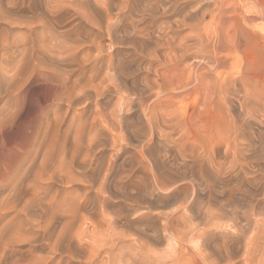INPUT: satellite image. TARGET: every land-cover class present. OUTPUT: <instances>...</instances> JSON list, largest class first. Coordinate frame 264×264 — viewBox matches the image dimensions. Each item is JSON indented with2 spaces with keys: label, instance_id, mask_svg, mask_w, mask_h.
I'll return each mask as SVG.
<instances>
[{
  "label": "rangeland",
  "instance_id": "rangeland-1",
  "mask_svg": "<svg viewBox=\"0 0 264 264\" xmlns=\"http://www.w3.org/2000/svg\"><path fill=\"white\" fill-rule=\"evenodd\" d=\"M175 1L0 0V264H263L264 163L235 161L229 135L264 134V50L249 77L240 51L223 100L202 88L183 114L157 106L152 138L148 96L161 84L182 91L186 68L201 64L190 54L168 69L174 53L162 49L147 59L182 25ZM234 4L263 29L264 0ZM195 16L201 26L182 25L181 38L205 37L211 16Z\"/></svg>",
  "mask_w": 264,
  "mask_h": 264
},
{
  "label": "bare ground",
  "instance_id": "bare-ground-1",
  "mask_svg": "<svg viewBox=\"0 0 264 264\" xmlns=\"http://www.w3.org/2000/svg\"><path fill=\"white\" fill-rule=\"evenodd\" d=\"M159 1V0H158ZM161 1V0H160ZM233 0H176L172 7L169 8L168 12H173L174 14L176 13V15H184V19L183 21H181L180 23L183 26H187L191 28V29H199V26H201V23L197 24L196 18L195 17H199V16H195L200 14L201 16H205L207 14H209L211 16V21L207 24H204L202 26V28H204V36L198 35L197 38H194V43H189L190 38L188 37H184L181 38L178 34V30L180 27H182V25H177V28H174L173 26L169 25V32L168 35L165 37H160L155 41V43H153V52H149V54H147V59L149 61H151L152 59H158V55H157V51L158 49H162V50H170L172 53H174L173 58H170L171 60V65H166V68L168 69H177V67H180L181 62L185 61V59H187L188 55H192V57H197V59L199 58V60L201 61V64L198 66H189L186 68L187 71H184L186 73H188L187 75V79H185V82H187L186 87H184V85H182L185 89H183L182 91H178V90H174L171 89L170 87H172V85L168 86V84H161L160 86V91L158 93H155L154 91L148 96V99L150 101V104L148 105V110L150 111L149 116L146 118L148 120V129L150 132V136L153 138L155 130L159 129V123L156 124V122H158L157 120H159L158 116V112L156 113V108L162 107V104L165 103L169 106L172 105L177 107V112L180 111L181 114H183L182 110L180 109L179 105L181 103H183V101L187 100L188 98L192 97V96H197L200 92V90L203 88L204 90H206V94H209V96L215 100H223L224 97L226 96V93L228 92V88L234 84L236 81H234L232 78L229 77V74L227 72V69L229 68V65L236 63L238 61V58L240 57V51H242V53L244 54V57H246L248 64H247V70L245 71V75L246 77L253 75L252 72H254V70L256 69V67L258 66L259 63V55L261 53V49L264 50V27L263 29H261V31H259L258 29L259 27V23L255 18H251V17H247L244 21L242 19V21L240 20L241 17L243 18V15L241 17H239L238 19V10L234 4V6L232 5L234 2L231 4L230 2ZM214 2V6L212 7V4ZM255 2V1H254ZM183 3V4H182ZM237 5V4H236ZM209 6H211L212 8L209 9ZM260 6V5H259ZM264 8V6H263ZM147 10V8H146ZM155 10V8H154ZM144 11V10H143ZM149 11V10H148ZM153 12V11H152ZM169 12V13H170ZM250 12V11H249ZM167 13V12H166ZM168 13V16H169ZM171 13V14H173ZM178 13V14H177ZM150 14V13H149ZM242 14V13H241ZM178 15V16H179ZM144 16V15H143ZM173 16V15H172ZM175 16V15H174ZM192 16L194 18H192ZM259 16V15H258ZM256 17V16H255ZM257 18V17H256ZM185 19H190L189 22H191V24L187 23V20L185 21ZM152 21V20H151ZM149 22L150 24L152 23V25L154 24L153 22L156 21H152ZM261 21V20H260ZM264 22V21H263ZM147 24V23H146ZM171 24V23H170ZM178 24V23H177ZM151 26V25H150ZM149 27V26H148ZM160 27V26H159ZM158 27V28H159ZM163 27V26H162ZM230 27V28H228ZM261 27V28H262ZM151 28V27H150ZM115 30V28H113ZM134 29H137L134 28ZM141 29V27H140ZM139 29V31H140ZM160 29V28H159ZM158 29V30H159ZM229 29V30H227ZM110 30V29H109ZM153 30V29H152ZM166 30V29H164ZM233 31L232 33L234 34V42H230L229 40V34L231 31ZM119 31V30H118ZM117 31V32H118ZM161 31V30H160ZM113 32L112 30L110 31V33ZM138 32V31H136ZM150 32V31H149ZM135 33V31H134ZM152 33V32H151ZM159 33V32H158ZM115 34V33H112ZM142 37H144V39L146 38V42L145 43V49L147 47L148 42H151V38H149L150 36L148 34H146V30L142 29L141 33ZM136 35V34H135ZM148 36V37H147ZM164 36V35H163ZM136 37H140V36H136ZM254 37V38H253ZM259 37V38H258ZM141 39V38H140ZM258 39V40H256ZM138 40V39H137ZM153 41V40H152ZM132 43V42H131ZM143 43V45H144ZM152 43V42H151ZM151 46V45H150ZM75 49V48H74ZM58 50V49H57ZM151 51V50H150ZM148 52V51H147ZM160 52V51H159ZM64 54V53H63ZM56 57V56H55ZM64 59V58H63ZM189 60V59H188ZM177 61V62H176ZM55 63V62H54ZM61 64V63H60ZM193 65V64H192ZM127 67V66H126ZM254 69V70H253ZM257 69L259 70V68L257 67ZM127 72V71H126ZM124 73V72H123ZM248 73V74H247ZM255 73V72H254ZM257 73V70H256ZM256 75V74H255ZM120 79V78H119ZM187 80V81H186ZM165 81V80H164ZM166 83V82H165ZM148 85V84H147ZM76 86V85H75ZM169 87V88H168ZM153 88V87H152ZM96 89V88H95ZM149 89V88H148ZM147 89V90H148ZM179 89V88H177ZM181 89V87H180ZM98 91V90H97ZM74 93V92H73ZM76 93V92H75ZM79 93V92H78ZM148 93H150L148 91ZM225 94V95H224ZM81 95V93H80ZM100 94H98L99 96ZM248 95V94H246ZM70 97V96H69ZM78 97V96H77ZM208 97V96H207ZM209 99V98H208ZM211 100V99H210ZM206 101H208L206 99ZM214 101V100H213ZM208 103V102H207ZM210 103H212L210 101ZM216 103V102H215ZM214 106V105H213ZM212 106V107H213ZM217 106V105H216ZM221 106V104H220ZM188 107V106H185ZM170 108V107H169ZM221 108V107H220ZM224 108V107H223ZM147 109V108H146ZM174 109V108H173ZM217 109V108H216ZM228 109V108H227ZM245 109V108H244ZM175 110V109H174ZM214 110V109H213ZM230 110V109H229ZM232 110V109H231ZM173 111V110H172ZM244 111V110H243ZM148 112V111H147ZM162 112V111H161ZM146 114V111L144 112ZM180 113H178L180 115ZM249 115V114H247ZM253 115V114H252ZM182 115H180L181 117ZM186 116V115H185ZM248 116H246L247 118ZM171 118V117H170ZM173 118V117H172ZM250 118V117H249ZM252 118V116H251ZM250 118V119H251ZM248 119V118H247ZM185 120V119H184ZM183 120V121H184ZM231 120V119H230ZM178 122L176 123L177 127H181V129L183 130L184 127V122L181 120H177ZM189 121V120H188ZM232 122V121H231ZM246 122V120H245ZM244 122V123H245ZM253 122V121H252ZM187 123V122H186ZM189 123V122H188ZM187 123V124H188ZM243 123V124H244ZM190 124V123H189ZM234 124V123H233ZM231 124V126L233 125ZM236 124V123H235ZM241 124V123H240ZM242 124V125H243ZM171 125V124H170ZM175 125V126H176ZM215 125V124H214ZM237 125H239L237 123ZM186 126V124H185ZM190 126V125H189ZM230 126V125H229ZM240 127H242L241 125H239ZM238 126V127H239ZM237 127V128H238ZM239 127V128H240ZM187 128V126H186ZM236 128V127H234ZM236 128V129H237ZM234 130L233 134L229 135L232 139L231 141L234 143V151H236L238 153V157L236 156L235 161L237 162H241V164L243 163H264V134L261 135H256L255 133L251 132V131H246L243 128ZM162 129V128H161ZM177 129V128H176ZM233 129V128H232ZM177 131V130H175ZM263 133V132H262ZM228 136V137H229ZM229 137V138H230ZM210 140H206L207 142H209L211 144L212 136L209 135ZM241 140V145H238L237 142ZM229 142V141H228ZM181 142L179 141V144ZM239 143V142H238ZM177 145V144H176ZM203 145V144H202ZM222 145V144H221ZM213 145H209L208 143H206L204 141V152L206 154H208V156L203 157V156H199V158L201 159V161H208L209 158V151L211 150ZM231 146V145H230ZM232 147H229V151H231L233 149ZM219 150V149H218ZM229 154H231L230 152H228ZM192 154L194 155V158L196 157L195 154V150H192ZM237 155V154H236ZM233 159V158H232ZM232 164V163H231ZM239 164V163H238ZM188 166V165H187ZM195 167V166H194ZM184 168V167H183ZM188 168V167H187ZM263 168V167H262ZM191 169V168H189ZM257 169V168H256ZM185 171V170H184ZM258 171V170H257ZM188 172V171H187ZM174 174V173H173ZM191 174V173H190ZM259 174V173H258ZM187 176V175H186ZM180 177V176H179ZM191 177V176H190ZM174 180V179H173ZM177 180V179H176ZM185 181V180H183ZM175 185V184H172ZM170 187V186H168ZM172 187V186H171ZM210 187V186H209ZM249 205V204H248ZM201 210V209H200ZM175 211V210H174ZM210 211V209H209ZM179 212V211H178ZM216 212V211H215ZM172 213V212H170ZM203 213V212H202ZM169 214V213H168ZM167 214V215H168ZM177 214V213H175ZM174 214V215H175ZM205 214V213H204ZM218 214V213H217ZM165 215V214H164ZM166 215V217H167ZM182 216V214H181ZM165 217V216H164ZM175 217V216H174ZM180 217V215L178 216ZM192 217V216H191ZM141 218V217H140ZM181 218V217H180ZM184 219V218H183ZM182 219V220H183ZM194 219V218H193ZM209 219V218H208ZM211 219V218H210ZM171 220V218H170ZM174 220V218H173ZM181 220V219H180ZM202 220V219H201ZM115 221V220H114ZM166 221V220H165ZM210 221V220H209ZM208 221V222H209ZM217 221V220H216ZM221 221V218H220ZM117 222V221H116ZM172 222V221H171ZM176 222V221H175ZM185 222V221H184ZM201 222V221H200ZM168 223V220H167ZM187 223V222H186ZM207 223V221H206ZM214 223V222H213ZM219 223V222H218ZM225 223V222H224ZM230 223V222H228ZM112 225V224H111ZM114 225V224H113ZM165 226V224H163ZM169 225V224H168ZM179 226V224H177ZM177 225H175V227H177ZM200 225V224H199ZM198 225V226H199ZM205 225V223L203 224ZM209 225V224H207ZM206 225V226H207ZM211 225V224H210ZM224 225V224H222ZM226 225V223H225ZM173 225H171L172 227ZM201 226V225H200ZM213 226V225H212ZM167 227V226H166ZM184 227V226H183ZM189 227V226H187ZM216 227V225L214 226ZM222 227V226H221ZM224 227V226H223ZM234 227V226H233ZM185 228V227H184ZM206 228V227H205ZM239 228V227H238ZM163 229H165V227H163ZM173 229V227H172ZM171 229V230H172ZM191 229V227H190ZM189 229V230H190ZM196 229V228H195ZM194 229V230H195ZM202 229V228H201ZM211 229V228H210ZM209 229V230H210ZM222 229L223 228H220ZM226 229V227L224 228V230ZM229 229V228H228ZM234 229V228H233ZM175 230V229H173ZM185 230H187V228H185ZM197 230V229H196ZM221 230V231H222ZM223 230V231H224ZM165 231V230H164ZM188 231V230H187ZM192 231V230H191ZM215 231V229H214ZM226 231V230H225ZM224 231V232H225ZM171 232V231H170ZM173 232H177V231H173ZM172 232V233H173ZM205 232V230H204ZM240 232V231H239ZM238 232V234H239ZM242 232V231H241ZM165 233H167V231H165ZM179 233V231H178ZM177 233V234H178ZM184 233V232H183ZM183 233H181V235H183ZM186 233V232H185ZM212 233V231H211ZM214 233V232H213ZM219 233V231L217 232ZM227 233V232H226ZM230 233V232H229ZM236 233V232H234ZM245 233V232H244ZM189 234V233H188ZM188 234H185V236ZM202 234V233H201ZM204 234V233H203ZM224 234V233H223ZM232 234V233H231ZM176 235V234H175ZM234 235V234H233ZM119 236V235H117ZM151 236V235H150ZM179 236V235H177ZM192 236V235H191ZM208 236V235H207ZM239 236V235H238ZM111 237H113L111 235ZM127 237V236H126ZM180 237V236H179ZM177 237V239L179 238ZM201 237V236H199ZM241 237V235H240ZM123 238V237H122ZM166 238V237H165ZM181 238V237H180ZM179 238V239H180ZM183 238V237H182ZM181 238V239H182ZM190 238V237H187ZM233 238V237H232ZM184 239V238H183ZM192 239V238H191ZM185 240V239H184ZM187 240V239H186ZM185 240V241H186ZM250 240V239H249ZM119 241V240H118ZM181 241V240H180ZM179 241V242H180ZM187 241H192V240H187ZM201 241V240H200ZM168 242V241H167ZM174 242V240H173ZM183 242V240H182ZM169 243V242H168ZM167 243V244H168ZM187 243V242H186ZM201 243V242H200ZM183 244V243H182ZM229 244V243H228ZM263 244V243H262ZM165 245V244H164ZM181 245V244H180ZM191 245V244H190ZM202 245V244H201ZM206 245V244H205ZM209 245V244H208ZM211 245V244H210ZM106 246V245H103ZM109 246V245H108ZM188 246V245H187ZM192 246H193V242H192ZM250 246V245H248ZM102 247V246H101ZM172 247V246H171ZM182 247V246H181ZM207 247V246H206ZM220 247V246H219ZM81 248V247H80ZM106 248V247H105ZM167 248V247H166ZM165 248V249H166ZM183 248V247H182ZM205 248V247H204ZM112 249V247H110V250ZM146 249V248H145ZM144 249V250H145ZM149 249V248H148ZM170 249V248H169ZM180 249V248H179ZM203 249V248H202ZM102 250H105L102 248ZM167 250V249H166ZM183 250V249H182ZM189 250V248H188ZM209 250V249H208ZM245 250V249H244ZM249 250V249H248ZM107 251V250H106ZM171 251V250H170ZM174 251V250H173ZM186 251V248H185ZM199 251V250H197ZM202 251V250H201ZM207 251V250H205ZM228 251V250H227ZM230 251V250H229ZM228 251V252H229ZM264 251V248H263ZM102 252V251H101ZM111 252V251H109ZM108 252V253H109ZM165 252V251H164ZM169 252V251H168ZM188 252V251H187ZM192 252V251H191ZM204 252V251H203ZM247 252V249H246ZM245 252V253H246ZM97 253V252H96ZM107 253V254H108ZM138 253V252H137ZM150 253V252H149ZM198 253V252H197ZM227 253V252H226ZM230 253V252H229ZM172 254V253H171ZM182 254V251H181ZM187 254V253H186ZM195 254V253H193ZM199 255L202 256V258L205 256H203V253H198ZM207 254V253H206ZM209 254H211L209 252ZM209 254H207L206 256H209ZM232 254V253H231ZM235 254V252H234ZM244 254V253H243ZM100 255V254H99ZM109 255V254H108ZM151 255V254H150ZM158 255V254H157ZM175 255V254H174ZM223 255V254H222ZM228 255V254H227ZM230 255V254H229ZM259 255V254H258ZM264 255V254H262ZM261 255V256H262ZM96 256V255H95ZM147 256V255H146ZM168 256V255H167ZM172 256V255H171ZM170 256V257H171ZM178 256V255H176ZM192 256V255H190ZM205 256V257H206ZM242 256V255H241ZM98 257V256H96ZM103 257V256H102ZM109 257V256H108ZM152 257V256H151ZM155 257V256H154ZM162 257V256H161ZM188 257V256H187ZM186 257V259H187ZM204 257V258H205ZM230 257V256H229ZM245 257V256H244ZM257 257V256H256ZM160 258V257H159ZM165 258V257H164ZM174 258V256H173ZM176 258V257H175ZM174 258V259H175ZM182 258V257H181ZM190 258V257H189ZM210 258V257H209ZM215 258V257H214ZM231 258L232 255H231ZM243 258V257H241ZM161 259V258H160ZM163 259V258H162ZM185 259V260H186ZM228 259V258H227ZM226 259V260H227ZM94 260V259H93ZM148 260V259H147ZM167 260V259H166ZM177 260V258H176ZM206 260V258H205ZM204 260V261H205ZM232 260V259H229ZM247 260V259H246ZM88 261V260H87ZM96 261V260H95ZM94 261V262H95ZM99 261V259H98ZM128 261V260H127ZM207 261V260H206ZM218 261V260H217ZM239 261V260H238ZM149 262V261H148ZM159 262H161L159 260ZM164 262V261H163ZM170 262V261H169ZM178 262V261H177ZM208 262V261H207ZM210 262V261H209ZM87 263V262H86ZM92 263V262H91ZM106 263V262H105ZM131 263V262H130ZM141 263V262H140ZM154 263V262H153ZM158 263V260H157ZM188 262H186L187 264ZM212 264H217L215 263V260L210 262ZM231 263V262H230ZM236 263V262H235ZM234 263V264H235ZM254 263V262H253ZM259 263H262L259 262ZM258 263V264H259ZM143 264V263H142ZM152 264V263H151ZM155 264V263H154ZM199 264V263H198ZM219 264V261H218ZM233 264V263H232ZM264 264V262H263Z\"/></svg>",
  "mask_w": 264,
  "mask_h": 264
}]
</instances>
